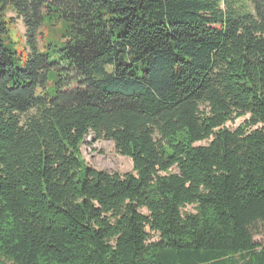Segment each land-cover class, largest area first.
<instances>
[{"label":"trees","instance_id":"16d2710c","mask_svg":"<svg viewBox=\"0 0 264 264\" xmlns=\"http://www.w3.org/2000/svg\"><path fill=\"white\" fill-rule=\"evenodd\" d=\"M255 226L264 0H0V264H264Z\"/></svg>","mask_w":264,"mask_h":264},{"label":"rangeland","instance_id":"374dc122","mask_svg":"<svg viewBox=\"0 0 264 264\" xmlns=\"http://www.w3.org/2000/svg\"><path fill=\"white\" fill-rule=\"evenodd\" d=\"M8 16L13 17V22L9 24L10 36L13 42L12 48L16 52V57L21 56L25 60V30L22 21L11 12L8 13ZM19 66L22 67L21 64ZM242 120L243 119H239L233 123H228L226 127L229 129H234L242 122ZM80 152L84 163L98 171H106L108 173L118 174H125L133 171L131 161L128 158L119 155L115 151L113 143L109 140L102 139L95 141L91 136H88L87 139L82 143ZM184 211L193 212V208L187 207L184 209ZM252 232L254 235V240L257 243L264 242L263 226H255L252 229Z\"/></svg>","mask_w":264,"mask_h":264}]
</instances>
